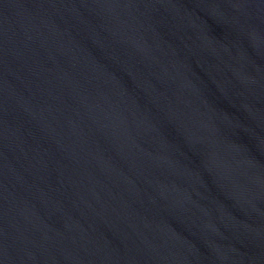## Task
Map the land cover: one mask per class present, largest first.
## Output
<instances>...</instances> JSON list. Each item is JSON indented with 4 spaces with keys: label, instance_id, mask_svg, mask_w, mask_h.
Listing matches in <instances>:
<instances>
[{
    "label": "water",
    "instance_id": "1",
    "mask_svg": "<svg viewBox=\"0 0 264 264\" xmlns=\"http://www.w3.org/2000/svg\"><path fill=\"white\" fill-rule=\"evenodd\" d=\"M0 264H264V0H0Z\"/></svg>",
    "mask_w": 264,
    "mask_h": 264
}]
</instances>
